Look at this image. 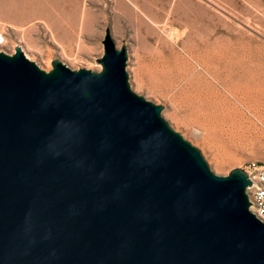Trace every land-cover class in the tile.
Returning a JSON list of instances; mask_svg holds the SVG:
<instances>
[{
	"label": "water",
	"instance_id": "water-1",
	"mask_svg": "<svg viewBox=\"0 0 264 264\" xmlns=\"http://www.w3.org/2000/svg\"><path fill=\"white\" fill-rule=\"evenodd\" d=\"M101 42L99 69L0 51V264H264L247 172L212 171Z\"/></svg>",
	"mask_w": 264,
	"mask_h": 264
},
{
	"label": "rangeland",
	"instance_id": "rangeland-1",
	"mask_svg": "<svg viewBox=\"0 0 264 264\" xmlns=\"http://www.w3.org/2000/svg\"><path fill=\"white\" fill-rule=\"evenodd\" d=\"M123 1L58 0L49 17L48 0H25L21 10L13 0H0V51L11 54L18 45L45 70L54 58L74 69H99L109 28L116 46L126 47L131 89L162 105V116L199 148L212 171L224 175L264 162V0H129L135 8ZM186 38L202 48L211 43L219 70L229 56L250 65L246 80L220 76L214 82L225 114L218 151L202 140L199 123L207 58L188 56ZM176 73L187 86L177 83Z\"/></svg>",
	"mask_w": 264,
	"mask_h": 264
},
{
	"label": "bare ground",
	"instance_id": "bare-ground-1",
	"mask_svg": "<svg viewBox=\"0 0 264 264\" xmlns=\"http://www.w3.org/2000/svg\"><path fill=\"white\" fill-rule=\"evenodd\" d=\"M24 1L25 0H13V2L18 7H20V10L22 9V4L24 3ZM57 4H58V0H48L47 14L49 17L55 13V8L57 7ZM123 5L129 6V7L131 6L135 8L134 3L129 0H124ZM166 36L169 39H172L170 35H166ZM0 40H1V36H0ZM186 45H189V49H188L189 52H187L188 56L196 57L202 61H203V57L207 58L208 63L203 62L204 64L203 63L202 64L210 77L204 83L205 87L207 88L206 95H205L206 97L204 98H206L207 101L205 103L202 113L200 114L199 123L203 128V135L201 137L202 140H204L206 143H208L209 145H211L218 151L219 150L218 143L220 142L221 137H222L221 126L223 125V121H225V118H224L225 114L223 115L221 114L222 108H220V103H219L220 100L218 99L216 100L214 98L217 95H219V91L217 90L214 82L217 81L220 76L224 78V80L226 79L228 80L230 79L232 81L233 79L234 80L235 79L236 80H240V79L246 80V78L249 75L250 65L247 62V60L242 57L235 58V57L229 56L227 60L223 62V64L221 65V69L219 70L215 66L214 61H213L212 54L215 52V50L211 43L207 44L206 48H202L197 43H193V40L190 41L189 39L186 38V40L183 43V46L186 48L187 47ZM188 63L191 64L190 62ZM259 67L260 66H258V68ZM175 79L178 80L177 83L183 84L184 87L187 86V83L184 82V77L181 76V73H176ZM171 112L174 113L175 109H173Z\"/></svg>",
	"mask_w": 264,
	"mask_h": 264
},
{
	"label": "built area",
	"instance_id": "built-area-1",
	"mask_svg": "<svg viewBox=\"0 0 264 264\" xmlns=\"http://www.w3.org/2000/svg\"><path fill=\"white\" fill-rule=\"evenodd\" d=\"M245 171L252 179L248 187L250 209L264 220V162L250 161L246 164Z\"/></svg>",
	"mask_w": 264,
	"mask_h": 264
}]
</instances>
